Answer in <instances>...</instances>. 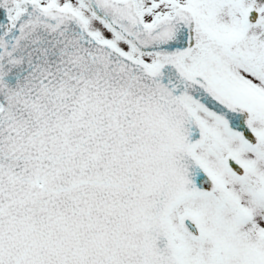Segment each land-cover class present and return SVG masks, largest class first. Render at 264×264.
<instances>
[{
    "label": "snow or ice",
    "instance_id": "6c2138e0",
    "mask_svg": "<svg viewBox=\"0 0 264 264\" xmlns=\"http://www.w3.org/2000/svg\"><path fill=\"white\" fill-rule=\"evenodd\" d=\"M0 264H264V0H0Z\"/></svg>",
    "mask_w": 264,
    "mask_h": 264
}]
</instances>
